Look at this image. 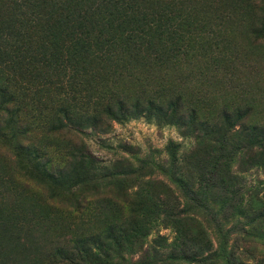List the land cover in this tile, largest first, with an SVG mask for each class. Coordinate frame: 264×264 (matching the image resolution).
<instances>
[{
  "label": "trees",
  "instance_id": "trees-1",
  "mask_svg": "<svg viewBox=\"0 0 264 264\" xmlns=\"http://www.w3.org/2000/svg\"><path fill=\"white\" fill-rule=\"evenodd\" d=\"M238 31L264 53V0H0V146L7 147L0 157V264H12L5 232L34 233L50 207L68 220L66 231L77 227L34 264H114L124 252L140 253L141 264L191 261L189 243L203 237L193 210L207 206L192 172L179 165L183 145L166 146L173 179L194 203L178 210L161 192L150 203L148 188L128 186L125 176L155 166L158 150L141 154L140 146L121 143L122 153L106 161L85 137L144 118L194 137L193 154L214 137L222 150L237 133L235 149L259 148L264 165V123L253 118L258 100L249 83L244 104H224L214 119L196 102H207L208 93L173 86L185 68L217 76L216 47L228 50ZM201 161L202 182L233 184L227 160ZM161 223L175 227L176 241L157 235L149 243Z\"/></svg>",
  "mask_w": 264,
  "mask_h": 264
},
{
  "label": "rangeland",
  "instance_id": "rangeland-1",
  "mask_svg": "<svg viewBox=\"0 0 264 264\" xmlns=\"http://www.w3.org/2000/svg\"><path fill=\"white\" fill-rule=\"evenodd\" d=\"M239 32L237 39L233 40L229 37L231 41L229 39L228 41L231 43L226 42L228 50L223 52L215 46L220 59V65L215 70L217 76H211L214 73L212 69L200 71L185 68L181 75L176 74L178 77L173 86L176 89L183 83V86L189 85L195 91L200 89V93H208L207 102H196L200 107H204L201 109L203 115H209L211 119H214L219 117L217 116L219 108L224 104L231 108L244 104L246 81L250 84V86L247 85V89L249 88V92H255L258 100L253 118L264 123V53L249 45L245 34ZM227 54H230L228 56L231 59L228 56L224 57ZM190 92L188 88L186 93ZM88 133L85 139L92 150L106 161L122 153L118 147L121 143L140 146L143 151L141 154L158 150L153 154L155 166L145 169L141 174H130L125 177L131 190H137L140 186L150 190L149 195L151 193L154 195V197H148L150 203L155 201V195L161 192L168 198L167 202L178 210L186 209L194 203L187 193L188 189L173 179L174 174L169 165L172 161L169 162L171 158L166 151V146L169 140L183 145L181 154L185 153L186 159L179 165L192 172L194 178L190 177L189 180L193 179V188L199 193L202 203L207 206L204 209L196 207L192 215L201 222L203 237L189 243L195 253L191 261L181 259L167 264H264V165L260 161L262 157H259V148L235 149L239 137L237 133H234L227 135L229 143L225 148L221 145L222 150L219 149L220 145L216 143L214 137V139H207L206 144L193 154L192 149L196 145L194 137L184 135L182 130L174 125L160 126L144 118L133 119L126 123L115 122L108 133H93L90 130ZM217 138L222 139L223 135ZM58 139L67 141L69 138L58 137ZM204 147H207L206 153H204ZM5 154H7V147L0 146V157L2 155L5 157ZM218 156L227 160L229 164L233 184L228 187H224L218 177L214 179L218 185L213 181L205 183L200 179L202 165L207 163L206 161L202 163L201 159L212 163ZM167 160L168 162L164 163ZM134 164L135 167L138 166L136 160ZM158 164L165 165L168 172L165 173L161 167L157 166ZM177 175L179 177L180 174ZM79 188L80 185L73 187L74 190ZM46 211L50 219L48 218L45 221L47 223L34 233H10L8 236V232H5L6 252L10 255L12 264H34L36 259L41 261L45 259L47 251L70 237V231H66L63 227L68 220L60 217L59 214H54L52 207ZM95 220L94 216L90 218V221ZM76 227L73 225L71 232ZM88 228L89 223L85 224L84 230ZM177 234V230L171 224L161 223L152 230L149 243L157 235L164 236L166 243H173L176 241ZM210 240L213 242L212 247ZM209 248L212 250L209 251ZM169 251H171L170 248L163 250L165 253ZM215 252L219 255L214 256ZM114 258V264H141L140 253L124 252ZM158 264L166 263L158 261Z\"/></svg>",
  "mask_w": 264,
  "mask_h": 264
}]
</instances>
